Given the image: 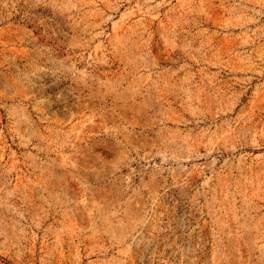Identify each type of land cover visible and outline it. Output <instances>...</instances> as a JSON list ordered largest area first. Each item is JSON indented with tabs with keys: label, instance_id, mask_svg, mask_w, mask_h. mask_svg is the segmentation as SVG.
Segmentation results:
<instances>
[{
	"label": "rangeland",
	"instance_id": "rangeland-1",
	"mask_svg": "<svg viewBox=\"0 0 264 264\" xmlns=\"http://www.w3.org/2000/svg\"><path fill=\"white\" fill-rule=\"evenodd\" d=\"M0 264H264V0H0Z\"/></svg>",
	"mask_w": 264,
	"mask_h": 264
}]
</instances>
